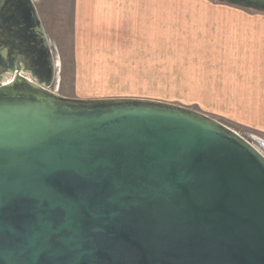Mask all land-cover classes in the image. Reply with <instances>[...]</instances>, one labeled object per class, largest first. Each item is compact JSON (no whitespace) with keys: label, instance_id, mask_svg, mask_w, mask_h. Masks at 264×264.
Wrapping results in <instances>:
<instances>
[{"label":"water","instance_id":"obj_1","mask_svg":"<svg viewBox=\"0 0 264 264\" xmlns=\"http://www.w3.org/2000/svg\"><path fill=\"white\" fill-rule=\"evenodd\" d=\"M0 14L32 42L0 63L20 55L38 82L0 85V264H264L263 152L175 105L60 97L32 0H0Z\"/></svg>","mask_w":264,"mask_h":264},{"label":"rangeland","instance_id":"obj_2","mask_svg":"<svg viewBox=\"0 0 264 264\" xmlns=\"http://www.w3.org/2000/svg\"><path fill=\"white\" fill-rule=\"evenodd\" d=\"M53 91L207 115L264 153V13L212 0H35Z\"/></svg>","mask_w":264,"mask_h":264},{"label":"flooded vegetation","instance_id":"obj_3","mask_svg":"<svg viewBox=\"0 0 264 264\" xmlns=\"http://www.w3.org/2000/svg\"><path fill=\"white\" fill-rule=\"evenodd\" d=\"M32 2L34 3L35 8L38 12L41 25L45 29L43 21L37 9L35 0H32ZM24 16L26 17L27 23L30 25V29L34 31L33 32L34 37H35L34 43L41 45V49H42L43 41H42V37L40 36L38 25L36 24V22L33 20V18L31 17L29 13H24ZM16 21L17 19L12 20L9 17L5 16L4 14L3 15L0 14V40L2 39V43L0 46L1 49H8L10 50V52H13V51L17 52V50H21L22 47L31 48L30 45L32 42L29 41L30 40L29 38L24 37L26 29H22L21 31H19V34H16L15 31L13 30V27H15L16 25ZM16 55H18V53H16ZM19 57L20 55H18V57L15 60V59H12V56L10 54V57L8 59L9 62L6 61L7 63L6 62L0 63V85L4 84L5 81H8V80L13 81L17 79L18 75H20L24 79L34 84H38L37 80L33 77V75L29 73V71H27L29 69L28 65H25L23 60H21ZM43 57H44V53H43ZM54 83L49 88V90L52 92H54L52 89Z\"/></svg>","mask_w":264,"mask_h":264},{"label":"bare ground","instance_id":"obj_4","mask_svg":"<svg viewBox=\"0 0 264 264\" xmlns=\"http://www.w3.org/2000/svg\"><path fill=\"white\" fill-rule=\"evenodd\" d=\"M11 80H8L7 82H10Z\"/></svg>","mask_w":264,"mask_h":264}]
</instances>
